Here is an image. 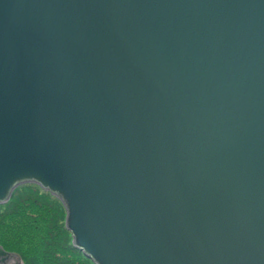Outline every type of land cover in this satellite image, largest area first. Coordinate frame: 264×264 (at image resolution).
<instances>
[{"label":"water","instance_id":"95a60500","mask_svg":"<svg viewBox=\"0 0 264 264\" xmlns=\"http://www.w3.org/2000/svg\"><path fill=\"white\" fill-rule=\"evenodd\" d=\"M25 184L94 264H264V0H0V205Z\"/></svg>","mask_w":264,"mask_h":264},{"label":"trees","instance_id":"16d2710c","mask_svg":"<svg viewBox=\"0 0 264 264\" xmlns=\"http://www.w3.org/2000/svg\"><path fill=\"white\" fill-rule=\"evenodd\" d=\"M0 246L23 264H94L72 245L61 202L35 184L0 205Z\"/></svg>","mask_w":264,"mask_h":264}]
</instances>
